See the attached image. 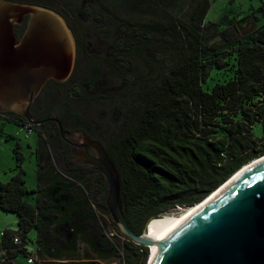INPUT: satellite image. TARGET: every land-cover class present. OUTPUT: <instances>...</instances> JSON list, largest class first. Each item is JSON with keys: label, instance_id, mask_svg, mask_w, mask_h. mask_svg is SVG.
Masks as SVG:
<instances>
[{"label": "trees", "instance_id": "1", "mask_svg": "<svg viewBox=\"0 0 264 264\" xmlns=\"http://www.w3.org/2000/svg\"><path fill=\"white\" fill-rule=\"evenodd\" d=\"M112 1L124 3L128 9L135 7L136 16L119 14L111 6L106 11L102 5L101 12L95 13L87 4L78 8L77 1L78 12L91 15V21L101 15L103 21L92 29L85 28L81 36L77 34L76 67L70 79L63 83L50 80L44 89L50 84H69L81 75L86 83L103 90L105 81L101 71L105 68L123 81L121 90L127 89V94L122 96V101L117 99L116 89L99 92L97 96L102 101L109 98L115 106L113 115L117 124L112 129H104L93 119L80 120L58 105L52 106V110L58 111L56 117L65 129H82L105 146L120 173L125 217L131 228L142 234L152 217L179 206L199 204L242 167L264 155V25L246 34L235 24L233 28H220L222 21L206 20L210 0H171L164 4L143 0V5L128 3V0ZM69 3L64 0L66 14ZM147 15L153 18L148 20ZM96 30L98 35L109 37L105 43L102 41L105 55L98 59L90 53L92 42L91 38L87 39ZM136 60L142 61L143 68L147 69L145 74H139ZM222 72H227L226 79L217 82L212 90H205L204 84L210 77ZM74 92L72 87L71 95ZM36 101L31 113L41 123L31 125L39 133L38 154L47 159L49 141L59 143L56 158H64L71 172L77 174L69 176L58 170L49 156V228L46 227L43 206L30 199L36 190L26 185L24 157L18 144L15 148L18 162L13 169L16 171L10 180L0 183V207L15 213L18 219L16 230H5V241L16 248L12 255L15 264H26L20 258L28 254L20 247L28 243L31 230H36L35 253L41 259L31 264H91L56 261L74 259L85 238L76 228L77 218L67 219L72 245L67 253L60 251L51 237L54 212L57 208L68 213L75 206L85 205L79 199L81 194L92 206L85 187L89 175H82L86 169L103 178L102 190L107 194L106 179L95 167L73 160L72 147L62 140L59 125L36 113ZM0 118L12 119L24 127L29 123L20 115L1 109ZM257 126L262 127L261 135L255 133ZM38 127L49 129V138ZM0 132L4 134L3 128ZM103 209L110 214L105 203ZM113 224L120 233L114 221ZM17 234L23 241L20 246L11 241ZM101 234V249L108 252L103 254L104 258H110L109 254L116 251L122 264H147L149 247L125 237L126 254L124 251L121 254Z\"/></svg>", "mask_w": 264, "mask_h": 264}, {"label": "water", "instance_id": "2", "mask_svg": "<svg viewBox=\"0 0 264 264\" xmlns=\"http://www.w3.org/2000/svg\"><path fill=\"white\" fill-rule=\"evenodd\" d=\"M27 16L26 30L18 40L15 27ZM76 60L75 35L59 11L0 0L2 111L16 113L33 125L41 123L31 113L33 103L50 80L68 81ZM47 120L57 122L62 134L76 135L63 127L59 117ZM77 134L82 135V163L95 167L106 179V205L121 235L148 247V222L167 213L152 217L143 233L137 234L124 214L121 177L114 161L99 140L84 132ZM148 264H264V160L173 230Z\"/></svg>", "mask_w": 264, "mask_h": 264}, {"label": "rangeland", "instance_id": "3", "mask_svg": "<svg viewBox=\"0 0 264 264\" xmlns=\"http://www.w3.org/2000/svg\"><path fill=\"white\" fill-rule=\"evenodd\" d=\"M65 1L68 3L70 2L69 7L71 9L75 8V11L72 12L74 19L79 17L77 10L81 6V0H75L74 3H72V0ZM77 1H79L78 8H76ZM158 1L161 4H164V2H169L171 0ZM133 2H137L141 5L145 4L143 0H128V3ZM210 2L211 6L206 20L215 23L222 21L223 27L220 28H233L235 24L238 30H240L243 34H246L264 25V0H210ZM86 4L89 5L95 13L101 12L100 5H102V7L106 9V11L111 6L114 12L123 14L125 16H136V13L134 12H136L137 9L135 7H129L130 9H128V6L124 3H111V0H86ZM104 12L105 11H103V14H107V12ZM146 18L149 20L150 18H153V16L147 15ZM85 24L87 25V23ZM89 38H91L90 42H92L90 53L94 55V59L103 58L105 55V53L103 54V52L106 49L104 48L102 41H104L105 43V41L109 40V37H103L102 34L98 35V32L96 30V32H93L92 37L87 36L88 40ZM155 43H157V39H155ZM136 65L139 69V74L146 73L147 69L143 68L144 65L141 60H136ZM101 73V77H103V80L105 81L103 90H101L100 87L96 88L95 85L91 86L86 83V81L81 78V75L75 76L73 80L66 85H48V87H46L37 98L34 107L36 113L40 114L41 117L47 118L51 116H57L58 111L52 110V106L58 105L62 109L66 108L68 110V113L76 115L80 120H82V118H88V120L93 119L104 129H112L117 124V118L113 115V109L115 106L112 105L113 102L109 98H106L104 99V101H102V99H98L97 96L99 95V92H107L111 89H116L119 95L117 99L122 101V96L125 97V95L127 94V89L121 90V86H124V83L123 81H119L118 78H115L112 70L105 68L102 69ZM227 76V72L213 74L207 81V83L204 84V89L207 91L212 90L213 86L217 82L223 81ZM72 87H74L75 91L73 95H71ZM11 120L0 118V128H3L4 131V134L0 132V183L10 180L12 175L16 171L13 170L16 168L18 162L15 157V148L19 144L20 151L24 157L22 165L26 170V185L30 189H34L37 187L36 171L38 168L37 147L39 133L36 129L33 131H29L26 127L18 125ZM70 125L74 126V124ZM38 129L42 130L46 134V137L48 136L47 138H49V129L44 127H38ZM255 133L257 135H261L262 127L257 126L255 128ZM57 144L59 143L55 142V144H52V142L49 141V146L45 154L48 158L50 156L53 159L58 170L68 174L69 176L77 174L71 172L64 158H60V160L56 158V154L60 150V147ZM90 170V168L89 170L86 169L85 173L82 175H89L88 179L85 182L87 191L86 193H88L90 202H92L91 205L96 211L99 227L100 229H102V232L105 235L106 232L109 234L110 232H114L115 234H117L115 237L114 246L119 251V253L122 254L124 251L126 254V238L117 232L113 224L111 214L103 209L104 203L106 205V199L108 195V192L106 194L102 190L103 186H105V182L100 175L90 172ZM191 207L179 206L172 210H169L166 213L179 214ZM17 228V215L12 212L4 211L0 207V232L5 230H16ZM28 234L29 240L27 247L30 252H34L37 249L36 230H31ZM81 244L82 245H80L79 255H82L84 257L87 254L94 256V253L91 251L90 247L86 245L85 239H82ZM148 247L149 257L147 260V264L149 263L153 251L151 245H148ZM106 253L108 252L106 251ZM109 255H111L110 258L114 260L107 257L100 259L94 256L95 258L83 262H88L91 264H113L112 262L115 261L116 264H122V261H120L116 251H112ZM21 259L26 264H31L28 263V257L22 256ZM37 259H39L38 256Z\"/></svg>", "mask_w": 264, "mask_h": 264}, {"label": "crops", "instance_id": "4", "mask_svg": "<svg viewBox=\"0 0 264 264\" xmlns=\"http://www.w3.org/2000/svg\"><path fill=\"white\" fill-rule=\"evenodd\" d=\"M38 168L36 171V180H37V187L34 188L36 190V193H33L30 196V199L32 201H37V203L41 204L43 206L42 209V214L44 216L43 224L46 225V227L49 228V158L47 159H42V155L40 153L38 154ZM15 173V172H14ZM14 175V174H13ZM12 175V176H13ZM82 195V194H81ZM79 196L80 201L83 202V206H75L73 208L74 211L70 212H60L57 208L55 209L54 212V222H53V233L51 234V237L53 241L56 242L58 245V248L60 251H64L67 253L69 251V248L71 247L72 244L69 243L71 236L68 234L67 229H68V222L69 218L76 217V228L79 229V231L82 233V235L85 238L86 245L90 247L91 251L94 253V256L98 258H104L105 256L103 255L106 253L105 251H102L101 245L99 240L101 239V231L99 230V222L98 217L96 214L95 209L88 204V202L85 200L86 197L84 195ZM85 201V203H84ZM78 212V215H77ZM68 214V215H67ZM76 215V216H75ZM70 216V217H69ZM66 235V236H65ZM63 237L65 239H63ZM105 239V238H104ZM97 242V244H96ZM38 244V243H37ZM48 244H46L47 246ZM80 245H82L80 243ZM76 254V253H75ZM94 256H91V258L87 259L82 255H79L77 252V256L74 259H61V260H56V261H61V262H68V261H75V262H83V261H89L93 258ZM63 258H67L64 256ZM21 259V258H20ZM39 260H41L39 258ZM49 260H54L49 258ZM22 261V260H21Z\"/></svg>", "mask_w": 264, "mask_h": 264}, {"label": "flooded vegetation", "instance_id": "5", "mask_svg": "<svg viewBox=\"0 0 264 264\" xmlns=\"http://www.w3.org/2000/svg\"><path fill=\"white\" fill-rule=\"evenodd\" d=\"M22 2L37 4V5L45 6L48 8L50 7V8H53V9L59 11L64 16V18L67 20L68 24L70 25L71 29L73 30V33H74L75 38H76L77 50H78V40H79L77 34L82 35L81 32L85 28H87V29L91 28L92 29L95 25H97V23L103 21V18H101V15H97L96 17L98 18V16H100V19L98 21V19L96 18L94 20L95 21L94 22V21H91V20H93L91 15L81 13V12H78L79 17L74 19L73 13L70 10V8L67 9L69 15H68V13L66 14L63 12V10H66L64 0H28V1H22ZM85 4H86V0H81V6H83ZM100 7H101V5H100ZM73 10H75V8H73ZM100 11H101V9H100ZM27 20H28V16L25 17V21L23 24L17 25L15 27V32H16L18 40L21 39V37L24 34V31L26 30ZM85 23H87V25ZM100 28H101V30L103 29L102 26H100ZM101 30H99L100 33H102ZM43 121H45V119ZM66 130L70 131L72 133H75L76 135H74V134L70 135L67 133L62 134L60 132V136L65 143H67L69 146L72 147L70 150V153H72V155H73V160L78 164H83L82 159H81V153L84 151V147L82 146V135L77 134V132H84L85 134H87V133L82 129H66Z\"/></svg>", "mask_w": 264, "mask_h": 264}, {"label": "bare ground", "instance_id": "6", "mask_svg": "<svg viewBox=\"0 0 264 264\" xmlns=\"http://www.w3.org/2000/svg\"><path fill=\"white\" fill-rule=\"evenodd\" d=\"M264 160V156H261L246 166L242 167L239 171H237L225 184L220 186L216 191H214L205 201L200 202L188 208L186 211L179 213V214H166L162 218H153L148 222L149 228V245L152 246L153 251L152 255L155 254L158 246L160 243L171 233L175 230L178 226H180L185 220H187L190 216L194 213L198 212L202 207L206 204L214 200L218 197L221 192H223L234 180H236L241 174L249 170L255 164ZM185 210V209H184Z\"/></svg>", "mask_w": 264, "mask_h": 264}, {"label": "built area", "instance_id": "7", "mask_svg": "<svg viewBox=\"0 0 264 264\" xmlns=\"http://www.w3.org/2000/svg\"><path fill=\"white\" fill-rule=\"evenodd\" d=\"M26 128L29 131L34 130V127H32L31 123H28ZM106 235L109 238V240L112 241L113 244H115V237L117 234H115L114 232H110V234L106 232ZM5 237H6L5 231L0 232V264H10L11 262L15 264L16 261L12 258V255H13V252L16 250V248L11 247V245L5 241ZM11 241L13 245H18V246H20L23 243L21 236L18 234L12 236ZM27 245L28 243L25 245H22L20 248L25 249V251L28 254V262L32 263L38 260L37 259L38 254L35 253V251L30 252L28 250Z\"/></svg>", "mask_w": 264, "mask_h": 264}]
</instances>
